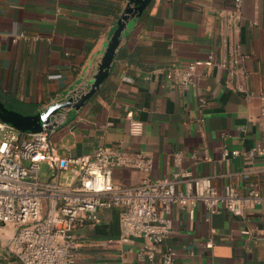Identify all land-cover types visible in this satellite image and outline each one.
Masks as SVG:
<instances>
[{
    "label": "crops",
    "instance_id": "obj_1",
    "mask_svg": "<svg viewBox=\"0 0 264 264\" xmlns=\"http://www.w3.org/2000/svg\"><path fill=\"white\" fill-rule=\"evenodd\" d=\"M128 0H0V101L22 115L43 113L93 81L107 41ZM23 34L25 38L13 40ZM38 40H32L33 37ZM238 47L235 75L200 65L194 88L167 74L180 63L228 61ZM242 85L245 92L237 89ZM203 99L204 102H200ZM65 119L51 140L61 156L90 155L98 148L152 160L149 171L119 167L112 180L126 187L187 175L209 177L221 189L246 193L264 182V158L221 161L223 149L247 151L261 139L264 120V0H150L131 18L109 72L94 93ZM130 117V118H129ZM139 125L138 132L133 131ZM181 153L179 161L175 154ZM100 222L73 230L81 264H159L143 261V239H122L117 209H100ZM172 229L161 245L173 264H264V205L234 216L202 204L192 221L171 205Z\"/></svg>",
    "mask_w": 264,
    "mask_h": 264
},
{
    "label": "built area",
    "instance_id": "obj_2",
    "mask_svg": "<svg viewBox=\"0 0 264 264\" xmlns=\"http://www.w3.org/2000/svg\"><path fill=\"white\" fill-rule=\"evenodd\" d=\"M233 2L240 9L242 0ZM21 38L25 36L19 34L13 40ZM241 61L238 47L232 50L228 61H216L212 52L205 61L180 63L167 78L175 75L184 86L194 88L198 66L215 65L235 75ZM237 89L245 92L242 85ZM64 119L65 114L57 113L42 131L35 133L21 132L0 121V264H81L73 254V230L84 220L98 224L100 209L118 210L122 239H143L138 252L141 260L153 262L159 254V264H173L175 253L161 249L172 229L171 205L183 209L190 221L199 204L210 215L218 213L222 206L234 216L242 215L245 208L264 205V182L249 183L244 194L232 183L219 189L209 177L182 180L187 175L181 173L152 183L142 181L136 187L116 184L112 180L115 169L149 171L151 158L106 148H98L90 155L61 157L51 137ZM139 130V125H134L133 131ZM260 130L258 145L247 151L223 149L221 161L239 155L247 160L264 158V120ZM180 156L176 153L175 160L179 161ZM41 164L46 165L47 179L40 178ZM62 172L71 176L66 185L60 182Z\"/></svg>",
    "mask_w": 264,
    "mask_h": 264
},
{
    "label": "water",
    "instance_id": "obj_3",
    "mask_svg": "<svg viewBox=\"0 0 264 264\" xmlns=\"http://www.w3.org/2000/svg\"><path fill=\"white\" fill-rule=\"evenodd\" d=\"M149 2L150 0H128L126 8L119 17L117 25L107 41L91 83L75 90L71 95L65 97L60 102L53 104L43 113L33 116L22 115L9 110L0 101V121L13 126L21 132L35 133L42 131L43 126H47L49 119L55 114H64V109L69 107L76 109L80 108L106 78L114 58L115 50L119 44L120 37L127 22L131 18L139 17ZM42 115H45L44 119H42Z\"/></svg>",
    "mask_w": 264,
    "mask_h": 264
},
{
    "label": "rangeland",
    "instance_id": "obj_4",
    "mask_svg": "<svg viewBox=\"0 0 264 264\" xmlns=\"http://www.w3.org/2000/svg\"><path fill=\"white\" fill-rule=\"evenodd\" d=\"M47 172V168H46V165L44 164H41L40 165V178L41 179H47L48 175H46ZM71 180V176L68 174V173H65V172H62L60 174V182L62 184H68L69 181Z\"/></svg>",
    "mask_w": 264,
    "mask_h": 264
}]
</instances>
